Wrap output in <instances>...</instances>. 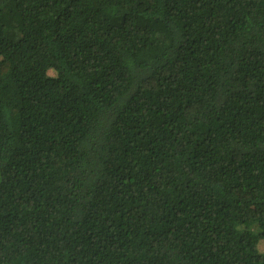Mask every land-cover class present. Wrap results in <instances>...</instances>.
Listing matches in <instances>:
<instances>
[{
	"label": "trees",
	"instance_id": "1",
	"mask_svg": "<svg viewBox=\"0 0 264 264\" xmlns=\"http://www.w3.org/2000/svg\"><path fill=\"white\" fill-rule=\"evenodd\" d=\"M264 0H0V264H264Z\"/></svg>",
	"mask_w": 264,
	"mask_h": 264
},
{
	"label": "rangeland",
	"instance_id": "2",
	"mask_svg": "<svg viewBox=\"0 0 264 264\" xmlns=\"http://www.w3.org/2000/svg\"><path fill=\"white\" fill-rule=\"evenodd\" d=\"M261 250L264 251V244L261 246Z\"/></svg>",
	"mask_w": 264,
	"mask_h": 264
}]
</instances>
